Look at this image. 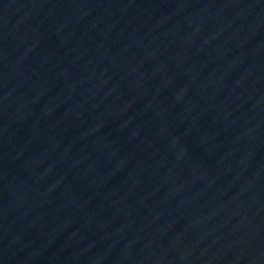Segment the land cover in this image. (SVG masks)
<instances>
[{"label": "water", "instance_id": "obj_1", "mask_svg": "<svg viewBox=\"0 0 264 264\" xmlns=\"http://www.w3.org/2000/svg\"><path fill=\"white\" fill-rule=\"evenodd\" d=\"M0 264H264V0H0Z\"/></svg>", "mask_w": 264, "mask_h": 264}]
</instances>
